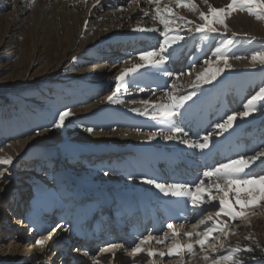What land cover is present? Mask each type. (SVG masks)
I'll return each instance as SVG.
<instances>
[{"label":"rangeland","instance_id":"1","mask_svg":"<svg viewBox=\"0 0 264 264\" xmlns=\"http://www.w3.org/2000/svg\"><path fill=\"white\" fill-rule=\"evenodd\" d=\"M168 1L170 0H161V6L162 3H166L165 5H167ZM195 3H199L197 4L199 6L198 11L199 9H203L204 5H207L204 3V0H195ZM37 5L38 4H35V2H33L25 10V2L21 1L19 3L13 0H0V151L3 149H9L8 147H10L11 144L19 142L20 140L36 137L37 132L50 133V135L48 136H51L44 143L37 142L34 144L33 142L35 138L30 140L28 143H26L22 152L19 153L18 158H12L11 164H0V174H2L0 175V189L2 188L0 190V264H26L25 261L27 260V257H24V260L22 259L11 261L12 259L9 258L10 255H6V248L9 247V244H11L10 247L15 246L17 248H22L24 246L23 244L30 243L32 241L28 240V237L25 234L27 232V226L29 224L27 220L29 216L35 217L37 219H43L46 213H54L52 210L55 209L54 205L58 203L61 204L60 209H62L63 212L69 211L72 214L76 206L81 208L85 205H88L89 203H93L95 201V197L93 195L95 193H98V191H100L102 195V193L104 192V188L102 189L100 188V186H98V182L104 180L101 179V177L105 176L109 180H115V178H119L118 176L115 177V175H119V173H117L118 170H122L123 168L129 170V168H132L133 164H135V166H138L137 159L133 158L128 159L126 161V166H123L122 169L121 165L114 164L117 165L119 168H117L116 170H114V172L111 173L106 172L110 168L114 167L112 157H114L113 155L115 152H110L107 161L105 162V157L107 156V153L105 151L104 145H102V147H99L96 145L94 146V144H86L80 141L76 136L78 132L80 133L81 131H87L88 129L83 127V125L80 126L76 125L75 123L79 118H86L85 115L82 116L80 114V111L82 110L83 106L66 103L62 105V107H60L61 109L57 111V114L55 113V115L53 116L51 115V111L46 108V101H53L55 99L53 95L70 99L73 97V95L71 94L72 91L77 92V90L79 89L78 91L80 92L82 91L83 87L81 88L75 85L76 83L73 82L74 78L64 76V72L66 69L65 67L73 66V64L76 63V61L78 60L77 55L74 57L75 59H70V55L69 57L64 59L60 69L56 70L54 66L47 68L48 63L52 62L55 58L54 56L57 53H60V51L56 50V47L58 45V41H56V38H53L49 42L44 37L43 31L39 29L38 26L35 27L34 19H31L29 17V15H31V12L34 10V8L37 7ZM114 7L115 5L108 11L106 10V8H103L100 14L104 13L105 11L113 12L115 10ZM22 8L23 10L28 11L27 15V12L23 13ZM181 11L185 12V14L188 15L189 13L191 14L192 12H197L189 11L186 8H179L180 13H182ZM238 12L250 18L252 21H254V23H257L261 31L258 32L256 35H246L240 38L237 36H231L232 32L234 31L232 28H230L229 23H226L228 21L226 20L225 23L227 24V28L225 29L221 25H216V27L218 28V34L214 33V37L211 39V41L216 42L217 40V45L223 48H226L224 47V45L227 43V41H231V43L228 44L226 48L228 49V51H230V53L228 51L226 53L228 55H231L229 61L237 60L234 58L236 56L244 57L239 60L251 61V55L253 52L264 51V20H258L255 16L249 15L247 12L244 11ZM154 21L155 20H153L152 22H158ZM152 22L149 24V26H145V28H152ZM177 23L181 25L178 29H182L183 25L181 24V22L177 21ZM186 26H190L189 29H191V32L187 33L185 36L181 35L183 36V39L179 41V45L175 44V47H172L173 49H176L177 47H182L179 50V54L182 52L186 53L188 51V48L198 47V45L208 40L207 37L209 33L196 32L194 29L195 25L191 26L187 24ZM178 29H176L175 33L172 34H177ZM159 30L160 31H157L159 34L157 36H159L160 43L162 39L160 34L161 32H163V29ZM140 32H145L148 35L152 33L151 31ZM40 35L42 36L41 40H39ZM193 36H198V38L197 40L191 42V38ZM151 37V35L147 37V40L149 42H151ZM189 43L190 45L186 46ZM140 44L141 42L138 40L125 42V44L122 47H118L115 52H117L119 58H127L131 54H133L136 48H140ZM62 48L63 47L61 46L60 49ZM210 58L211 57H207L203 59V61L199 65L187 68L186 70L190 74L187 75L188 77H186V80H194L196 76H194L193 74H197V72L199 73L203 71L201 70L203 63L205 62V60H210ZM101 61L102 60H98L95 62L91 61V64H89V66H98L101 63H106L105 61ZM115 61L116 60L108 62V66H114L112 62ZM76 65L84 66L87 64L79 63ZM167 67L169 66H165V69ZM237 68L238 67H233L231 73L227 77H225L226 75L224 77L220 76L215 80L216 82H213V86L219 87V90H217L216 92H208L206 94L202 93V96L205 98V100L199 97L203 101H211L215 98V100L218 99L217 101L220 100L219 102L225 104V112L223 117L221 118L222 121L220 123H222L228 115L243 112L242 108L236 107L235 105L240 103L243 99L249 101L251 97L258 92L259 87L264 86V65L257 62L255 64L252 63V66H250L248 69ZM152 70L147 67L146 71H144V76H139L137 73L131 74L134 75V77L139 78V80L141 81V86H137V84L134 83L135 80L133 78H129L130 75L126 77V82H130L131 86H135L134 89H130L131 87H128L127 89L130 92H136L135 99L139 101L144 100L147 103H158L163 97L168 98L169 94H174L177 96H183L188 94V92H186V89L182 87V85L186 83L184 80H182L181 83L178 81L177 83L174 82V80L176 81L177 77L180 76V73L172 74L173 83L171 81L170 85L167 88L158 89L156 87V85H158V82H156L155 85L151 84V86L147 88L146 85L148 79L153 78L150 76L154 74ZM186 70L183 73H185ZM163 74L164 73H162V75ZM16 75L19 76V79ZM173 85H175V87H173ZM111 88L112 86L103 88L101 92H99L93 97H89L88 99L94 100L97 98L98 100L101 98H105L110 94L114 95L116 92V85L114 86L113 91ZM140 90L145 91L139 92ZM215 93L221 95L216 98ZM114 98L117 99L115 95ZM135 99H132L131 97L127 99L126 103L134 101ZM229 101H231L232 105L231 103H228ZM207 106H209V104ZM120 107L121 106H119V108ZM184 107L186 108L185 112L187 111L183 115L184 120L186 122V118L190 117V115L197 116L199 114L198 109L203 106L199 105V107H188L187 105ZM189 108H193L192 110L196 114H194L192 111H188ZM66 109L71 110V117L66 119L65 125L63 127H53V122L57 119L58 113ZM105 109L106 107L96 112L97 114L92 119H90L89 122L94 124L102 122L101 114L106 111ZM256 109L257 110L254 111L255 115L253 116L252 121L260 123L259 127L261 128H258L259 130L257 133L253 132L252 135L246 134L250 136V138L243 137L237 141L238 144H241V142L239 141H241L242 139H247L248 150L250 152H246V154H244V150L243 157L245 158H249L255 155L256 152L264 151V101H257ZM88 118L89 117H87L86 119ZM130 118L131 119L129 120V122H131L132 119L137 121L141 117L134 116ZM146 120L149 121L150 124L153 125V127H162L161 125H159L162 124V122H159L161 118ZM163 120L167 121L168 119ZM120 121H124L123 117H118L116 119V128L100 129L96 125L92 128H94V132H110L115 130H128L147 134L153 132L149 131L148 129H135L130 126H124L128 123V121L124 122V125H118ZM176 121H178V123H181L176 118V116H174V118L169 120V124H175ZM181 125L185 128H188V124L186 123H181ZM214 125L215 124L213 122L210 127H213ZM216 125L212 130L213 134L219 132V129H217ZM176 126L180 127L179 125ZM157 131L158 130H155L154 132ZM232 131L227 135H230ZM205 135L208 134H203L197 137L194 142L202 143V137ZM227 135L218 136L216 138H210L209 146L213 145L216 141L226 137ZM177 137L179 139V143L177 148L174 147V151L179 152L181 150H184L183 145L180 143L181 139L187 138L180 136V134ZM256 138L259 139V142L257 143L258 146L253 149L254 152H251L250 145ZM55 139L57 140L55 141ZM244 144H242V147H245ZM165 148L171 150V147ZM118 150L119 152L117 154H119L120 152L122 153L124 151L123 147ZM96 151H98L97 154ZM138 152L139 151H137L136 153ZM103 155L105 156L103 157ZM41 157V163L37 162L40 166L38 168H34L35 162ZM0 158L6 157L1 156ZM25 161L26 164L29 165V167H20L19 164H21V162L25 163ZM116 161L119 162L120 160L116 159ZM187 163L189 164L190 161L187 160ZM259 166L260 171L257 174H264V163H260L259 161H257V163L255 164V168H259ZM105 167L108 168L104 169ZM189 171L191 170H188L187 173L183 174L182 177H185L187 179L191 177L192 174H189ZM57 172L59 174H56ZM83 177L89 179H84ZM81 179L83 180V183L85 182L86 184H80V182L82 181ZM120 179L123 178H119L116 180L120 181ZM26 182H28V186ZM103 183L101 182V184ZM162 183L166 184L165 182ZM136 184H140V182ZM236 187L239 188L240 186L237 185ZM109 191L111 190L107 191L108 193H110L108 194L109 198H111V196L120 194L119 192L115 193ZM147 191L157 196V193L151 191L150 189ZM103 197L107 198L106 196ZM103 204L104 201L102 200V198L96 199V206L101 207V205ZM257 207L259 208V210L250 212L255 213L254 215L249 216L247 219H243L242 222L233 223L231 228L225 230L231 233L227 236V238H225L221 233H216L212 236V238H210L209 243H215L214 246L211 247L210 250L206 246L208 245L206 243L205 247H207L206 249L209 250L208 252L211 253V259H215L217 256L220 255H232L233 259L237 261L238 264H264V203L259 204ZM107 208L108 207H106V209ZM197 215L198 214H196L193 218V222H195V220L197 219ZM60 218L63 219L62 214ZM150 218H152V215ZM94 221L96 224V217ZM54 227L46 229V232H44L43 234H47V231L49 232V230ZM52 232L53 231L51 230L49 233ZM64 234L65 237L61 240V234L56 240L53 239V242L55 241V246L59 241L64 242L65 240L63 239H67L66 232ZM246 237L250 238L246 239ZM215 238L218 239L214 241ZM169 244L170 242H167L166 246ZM55 246L53 247L54 249ZM249 247L253 249L252 252L245 251V249ZM74 249H78V247H76L75 245H71L67 248H57L55 251L51 248L49 252L45 251V254L52 255V258L57 259L55 260L56 264L61 261L59 259L61 257L60 252H63V254H66L67 256L70 253L75 252ZM45 250H47V248H45ZM27 253L32 254L33 251L25 252V254ZM77 255L78 254H74V256ZM188 259L189 258H186V261L182 264H191L192 261L188 262ZM200 261L201 260L198 261V264H210V261ZM196 263L197 262H195V264ZM224 264H232V261H225Z\"/></svg>","mask_w":264,"mask_h":264},{"label":"bare ground","instance_id":"2","mask_svg":"<svg viewBox=\"0 0 264 264\" xmlns=\"http://www.w3.org/2000/svg\"><path fill=\"white\" fill-rule=\"evenodd\" d=\"M4 1H8V0H4ZM13 1L19 2V3L21 1L25 2V6H24L25 10L33 2H35V4H38L37 7L34 8V10L32 9L33 11L31 12V15H29V17L31 19H34L35 27L38 26L39 29L43 31L44 37L49 42L53 38H56V41H58L56 50L57 51L59 50L60 53H57L54 56L55 57L53 59L54 62L53 61L49 62L47 65V68L54 66L56 70L60 69L64 59L69 57V55H70V59L74 58L76 55L78 57V60L76 61V63L73 64V66L65 67L66 69L64 72V76L74 78L73 82L76 83L75 85L81 88L83 87V89L80 92L78 91L79 89L77 90V92L72 91L71 94L73 95V97L70 99H67L66 97H61V96L57 97L53 95V97H55L53 101L47 100L46 108L51 111L52 116L55 115V113L57 114V111L61 109L60 107H62V105L66 103H70V104H77V105L83 106L82 110L80 111V114L82 116L85 115L86 118L87 117L89 118L88 119L79 118L75 123L76 125H80V126L83 125V127L85 128H90V127L92 128L95 125L100 129L116 128L117 124L115 121L118 117L139 116L141 118H139V120L137 121L132 119V121L127 123L126 125H124V121L122 122L120 121L118 125L121 124L124 126H130L135 129H140V128L148 129L149 131H153V132L155 130H158L159 132L160 129L167 131L169 126L166 128H162L159 126L153 127V125L150 124V122L146 120V119H153L150 114L149 115L140 114L144 112L145 109H147L148 112L151 113L154 110L151 106L157 103L155 102L145 103L144 100L139 101L135 99L136 92L134 91L130 92L129 90H127L128 87H131L130 89H134L135 87V86H131L130 82L127 83L125 81V84L123 87H121L120 91L114 94L117 97V99L123 101V103H110L107 100V97L110 96L111 94L105 98H101L98 100L97 98L94 100L88 99L89 97H93L99 92H101L103 88H106L109 86H112L111 89L113 91L114 86L116 85L115 77L119 75L123 69L131 67L132 65L136 63H141V61H139V54L141 52L152 50V49H156V50L159 49L164 39V37L161 34L160 36L162 39L160 43H159V36H157L159 35L157 31L152 32L150 34L152 37H151V42H149L147 40L148 39L147 37L150 35L144 32L146 34L145 35L144 33L136 30V29H145V26H149V24L153 21L152 16L154 15V12H155V7L153 5L148 4L147 0H134V1L133 0L132 1H129V0H122V1L121 0H110V1L109 0H99L98 4H97V0H13ZM61 1L65 3H62ZM229 2L230 0H208V4H211L212 6L218 7V8L226 6ZM165 4L166 3H162V7ZM114 5H115L114 7L115 10L113 12L105 11L104 13L100 14L103 8H106V10L108 11ZM167 5L172 6L177 15L183 16L187 20L193 21L194 22L193 24H188L191 26L195 24H200L203 22L199 19V11L207 12L208 10V5H204L203 9H199V11L192 12L191 14L189 13L188 15V14H185V12L183 11H181L182 13H180L179 8H176L174 5H172L170 1H168ZM25 10H23V13L27 12L26 13L27 15L28 11H25ZM146 12L148 13V15H145ZM226 20H228L226 23L227 24L229 23L230 28H232L234 31L232 32L231 36H235V37L237 36L240 38L246 35L247 36L256 35L258 32L261 31L257 23H254V21L242 15L238 11L234 12L230 17H227L225 21ZM180 22L183 26H182V29L177 30L178 32L177 34L181 36V35L190 33L191 32V30H189L190 26L187 27L185 24H183L182 21ZM152 28L163 29V25L159 24V22H156V23H153ZM213 37H214V33L209 34L207 37L208 39L207 41H204L202 44L198 45V47L188 48V51L186 53L182 52L179 54V50L182 47L181 48L177 47L174 50L168 49L165 54L169 55V59L167 60L165 64L161 65L159 68L149 67L150 70L153 69L152 72H154V74L150 75L153 78L148 79L146 87L149 88L151 84L155 85V83L158 82V85H156L158 89L167 88L170 85L173 76L167 75L166 73H171V74L180 73L181 74V72L183 73L187 68L199 65L203 61V59L207 57H211L210 60L215 61L216 57L214 53L216 52L217 48H221L226 53L228 51V49H226L227 47L226 48L219 47L217 45L218 43H216L217 40L216 42L211 41ZM197 38L198 36H193L191 38V42H193L194 40H197ZM41 39H42V36L40 35L39 40ZM132 40L140 41L141 42L140 48L138 49L136 48L133 54H131L127 58H123V57L119 58L118 57L119 55L117 54V52H115L116 49L118 47H122L125 44V42H129ZM179 41H177L175 44L179 45ZM175 44H173L172 47ZM188 45H190V43L187 44L186 46ZM61 46L64 49L63 48L60 49ZM172 47L171 49H173ZM175 51L177 54L175 53ZM228 52L230 53V51ZM228 56L231 57V55H228ZM98 60H102L101 62L105 61L106 63L105 64L101 63L98 66L97 65L89 66V64H91V61L95 62ZM112 60H116L115 62H112L114 66H108L107 63ZM79 63H85L87 65H84V66L76 65ZM229 63L232 65V68L226 69L224 71L225 74L223 73V75H220V76L224 77L226 75L225 77H227L231 73V70L233 69V67H238L241 69L243 68L248 69L250 66H252L251 61H244V60H231L229 61ZM167 65L169 67L165 69V66ZM207 66L208 65H206L204 62L201 67L202 68L201 70H204ZM146 68L147 67L142 68L136 73L139 76H144L145 74L144 71H146ZM162 73L164 74L162 75ZM188 74L189 72H187L186 70V72L183 73V75L178 76L176 81L174 80V82L177 83L178 81L181 83V81L184 80L186 83H184L182 87L186 89V92L190 93L193 91L191 84L195 79L186 80V77H188L187 76ZM193 75L196 76V73H194ZM17 77L19 79V76ZM129 78H133L135 80L134 83L137 84V86L139 85L141 86V81L139 80L138 77H134V75H130ZM213 82H216V81H213ZM213 82L208 83V84H202L198 89H196V95L192 98V100L187 101L188 107H199V105L203 106L198 109L199 114L197 116L196 115L191 116L189 114L190 117L186 118L185 123L188 124V128L183 127L181 123H178V121L175 122V125H179L181 128L184 129V133H186V135L184 133H181L180 136L186 137L187 140L191 142H194L195 139H197V137L203 134H211L210 138H216L222 135L225 136L233 130L230 135H227L226 137L216 141L213 145L208 146V148H206L205 150H201L198 148H192L184 143H181L184 147V150L177 152V151H174V147L176 148L178 147V143H179L178 137L171 141H166L160 136H157L155 139L149 140L148 139L149 134L147 133H138V132L128 131V130H115V131H110V132H94L93 131L91 133H89L88 131H81L80 133L78 132L76 136L78 137L80 141L86 144H91V145L94 144V146L96 145L99 147H102V145H104L105 151L107 153L106 154L107 156L105 157L106 158L105 162L107 161V158L110 152L111 153L116 152L118 149H121V147H123L124 150H129L133 154H135L137 151H147L148 154H151L153 152H160L161 154H157L155 158V161L157 162H160L163 159H167L170 163H178V164L184 165V164H188L187 163V160H188L190 161L189 163L190 165H195L197 163L198 158H205V157L212 158V153L214 151H217V153L220 152L221 150L231 151V150H234L235 147L233 146L235 145L237 147L235 159L240 158L241 150L239 147L241 146L240 144L237 143V141L243 137L250 138V136L248 135H252L253 132L257 133L259 130L258 128H261L259 127L260 123L252 121L253 116L255 115L254 112H252L250 116L244 119L238 118L237 121L234 122L233 128L229 129L227 132H223L219 135H217L218 132L213 134L212 130L214 126L217 123H220L222 121L221 118L223 117L224 112H225L224 111L225 104L222 102H219L220 100L217 101L218 99L215 100V98L212 99L211 101L210 100L203 101L199 98L200 95H203L202 93L206 94L208 92H216L217 90H219V87L213 86ZM142 91H145V90H140L139 92H142ZM215 95H216L215 97L218 98V96L221 94L215 93ZM131 97L132 99H135V100L129 103H126L127 99ZM195 98H198V99H195ZM226 98H229V97H226ZM167 100H168L167 97L166 98L163 97L158 103H164V102H167ZM228 103H231V101H229ZM247 103L248 101L243 99L240 103H238L235 106L242 108V110L245 111L246 110L245 105ZM208 104L209 106H207ZM119 106L121 107L119 108ZM104 107H106L105 109L106 111H104L101 114L102 122L98 124L89 122V120L92 119L97 114L96 112H98L101 109H104ZM213 122L215 125L213 127H210V125ZM48 135H50V133H45V132L39 133V135H37L36 137L20 140L19 142L11 144V146L8 147L9 149H3L0 151V157L3 156L6 158L11 157L13 159H16V157L18 158L19 153L22 152L26 143H28L30 140L34 138H35L33 142L34 144L37 142L44 143L48 140L49 137H51ZM56 140L57 139H55V141ZM182 140L184 139H181V141ZM258 142H259L258 138L253 140L252 144L250 145L251 152H254L253 149L256 146H258L257 144ZM165 147H171V150ZM222 155L226 156V159H229L228 158L229 155H225V153ZM124 158H126V155L121 154L119 155V159L117 160L121 161ZM40 159H42V157L39 158V160L35 162L34 168H38L40 166L39 165V163H41ZM228 161L229 160H227V162ZM19 165L20 167H27V168L29 167V165L26 164V161L25 163L21 162V164ZM197 165H200V163H197ZM253 166H254L253 171L255 173H258L260 171V166L259 168H255V165ZM214 167H215L214 164L211 163L209 166V169H212ZM117 168L119 167L117 165H114L113 168H110L106 172L108 173L114 172V170H116ZM190 170L191 171H189L188 173L192 174L191 179L188 181L187 178L182 177L183 174H180L178 182L180 184H187V185L193 186V191L195 190L194 185L199 183L200 180L204 181L205 186H207L210 183L217 182L215 180L216 179L215 177L211 179L204 177L203 176L204 171L199 172L196 168H190ZM83 178L89 179L86 177H83ZM101 179H104V180L99 181L98 186H100V188L102 189L104 188V192L102 193V195L100 191H98V193H95L93 195L95 199H101V198L102 200L107 199V198L109 199V195L107 192L108 190H111L112 192H115V193L117 192L122 193V192H128V191L135 192V193L145 192L149 194L147 196H149L150 198H158V200L162 199V200L170 201L171 205L176 204L174 209L176 213L178 214L177 216L178 219L173 221V219L175 218L173 219L168 218L166 221L162 220L161 223L163 222L172 223L177 229H181V226H182L183 231H191L192 224L197 223L198 220H200V219H196V221L193 222V218L195 217L197 212L192 211L195 209L194 207H192L191 210L187 208L186 205L191 203L189 198L187 197H173L171 195H165L164 193H161L159 189H157L154 185H147L141 182L140 184H136V183L129 184V187H127V186H123L122 182L111 180V179L109 180L105 176L101 177ZM101 182L102 183L104 182V183L101 184ZM161 182H165L166 185H168L166 182V179L164 181L162 180ZM27 183L28 182H26V184ZM80 184H86V183L85 182L83 183V180H82ZM145 189L147 190L150 189L151 191L157 193V196ZM213 194L214 195L216 194L215 189H213ZM229 195L231 196V193ZM103 196H106L107 198H104ZM197 199H200V197H197ZM205 199H207V197H205ZM261 203H264V201L263 202L258 201L256 204H254L252 207H250L249 209L245 211L249 213L253 211H257L259 210L257 206ZM213 205H215V207ZM106 207L109 208V204H106ZM236 207H237V210H239V206H236ZM204 209L208 210V213L211 212L213 216H215V211L218 210V201H213L211 204L203 203L202 206L199 207V210H204ZM108 211L110 213L109 209ZM52 215L49 216V221H51ZM60 216H61V211L55 214V216L53 217V220L58 221ZM88 218L89 217L85 218L86 220L85 222H87ZM158 219H159V216H156V215L153 218H149L147 221L148 222L152 221L153 223H151V225L148 228H152L151 230L150 229L149 230L151 231L152 234H154L153 237L157 239H163V233L169 230L167 229V225L159 226L160 223L157 222ZM29 221H32V218H29ZM96 221H97L96 226L99 229H101L102 226L100 223H98L100 220L97 218V216H96ZM224 221H227V224L225 226V230H227L228 228H231L233 223L242 222L243 218L239 219L238 221H231L228 217L222 216L218 220V222L221 223L222 225ZM62 222L63 221H58L55 224L59 225V224H62ZM118 222H120L121 225H124V223H122V220L118 219ZM118 222L116 225H118ZM138 222L140 223V226H143V225L145 226V218L143 216L142 218L139 219ZM131 223H132V219H131V222L129 224V229H128L130 230V235H129L130 238H128L130 240L128 241V244L123 242V239L121 240L123 236H120L118 240H114L112 242L110 241V239L105 238L106 239L105 242L99 243L100 238L98 236V239H99L98 241L91 239L93 240L92 249L81 248V242L76 241L77 239H73L71 241L66 239V242L59 241V243H57V245L55 246V243H54L55 241L53 242V239L56 240L60 236V234H61L60 240L65 237L64 231L61 229V225H60L59 227L60 229L58 228L59 230L57 229V231L55 232L56 236L50 241L47 239V242L43 247L39 245L38 248H35V242L37 240L43 239V236H42L43 234H37L35 237H33V235H30L28 237V240H32V241L30 243L23 244L24 246L22 248L21 247L17 248L15 246L10 247L11 244H9V247L6 248V255L7 254L10 255L9 258L12 259L11 261L22 260V259L24 260V257H27V260L25 261L26 264H55L56 262L55 260L57 259L52 258V255L45 254V251L49 252L51 248L55 251L57 247L67 248V245L69 246L75 245L76 247L80 248L81 252H78L77 256H74L73 253H70V254L68 253L69 255L63 257V259H61V261L56 264H93V257H96V259L100 260L101 264H133V261H135V264H159V263L176 264V262L177 264H182L183 262L186 261V258L190 259V260L188 259V262L192 261L191 264H195V262H197L196 264H198L199 260H201L200 262L204 261V259L202 258L203 253L200 252L198 245L195 246L194 248V253H195L194 255H190L186 252V250H182L179 255L174 254L172 257H169L167 255H165L164 257H160L158 255H154L152 257L146 256L147 252L145 253V251H147L148 249H152L154 252L167 253L168 249L173 247V244L176 242L173 240H168L164 244H157L155 242L146 244L144 245L145 251L138 253L137 256L134 258L130 257L128 255V252H130L132 247H134L136 243H139L140 239L143 238L145 235V232L143 234L134 233L133 228H134L135 222L133 224ZM111 224L113 225V221ZM207 226L209 227L212 226L211 222H209ZM29 227L31 228L33 227L38 232L37 229L39 228V225L36 224L34 226H29ZM55 227L52 228L51 230L52 231L54 229L56 230L57 227L56 228ZM204 227L205 226L202 225L200 226V229L198 230L202 231ZM104 231L105 230H102V232ZM216 233L218 234L219 232H216ZM216 233H213V235ZM91 234H93V232H91ZM76 236H77L76 238H79L82 235L76 234ZM93 237H97V236L94 235ZM199 238L200 237H196L194 239H199ZM177 239L179 240L181 244L191 242L189 238L184 237L183 235H180L179 237H177ZM217 239L218 238H215L214 241ZM167 242H170V244L166 246ZM209 242L210 241L207 242L208 245L206 244L205 245L210 249L211 247L214 246L215 243L210 244ZM109 243L111 244L120 243L119 245H122V247L117 249L115 251V254L101 253V251L97 252L98 248L100 247L105 248L109 246L108 245ZM46 245L48 246L46 247ZM95 245H98V247L95 248ZM54 246H55V249L53 248ZM45 248H47V250H45ZM28 251H33V253L25 254V252H28ZM122 253H126V254H122ZM60 254L63 255V252H60Z\"/></svg>","mask_w":264,"mask_h":264},{"label":"snow or ice","instance_id":"3","mask_svg":"<svg viewBox=\"0 0 264 264\" xmlns=\"http://www.w3.org/2000/svg\"><path fill=\"white\" fill-rule=\"evenodd\" d=\"M98 3L99 0H97V4ZM147 3L155 6V12L152 19L163 25V32H161V35L164 37L163 42L158 50L152 49L141 52L139 54V61H141V63H136L131 67L123 69L120 74L115 77L117 92L124 86L126 77L129 75L134 74L145 67L159 68L167 62L169 59V55L165 54L167 50L177 41L183 39V37L178 34H172L175 33L176 29L181 26L177 23V21H182L185 25L194 23L193 21L187 20L183 16L177 15L172 6L164 5L162 7L161 0H147ZM170 3L176 8H186L189 11H198L199 8V6L195 3V0H170ZM204 3L208 5V10L207 12L199 11V19L203 21V23L195 24L196 32L209 34L217 33L218 28L215 25H221L226 29L227 24L225 23V19L230 17L236 11H244L249 15L255 16L258 20H264V0H230L226 6L219 8L208 4V0H204ZM145 15H148V13L146 12ZM136 30L151 32L159 31L157 28ZM230 43L231 41H227L224 47H227ZM214 55L216 57L215 61L205 60V64L208 66L203 71L196 74L195 80L191 84L193 88L192 92L183 96L169 94L167 102L153 104L151 107L154 110L151 113L145 109V111L140 114H150L153 119H170L174 116L180 115V110L185 106L187 101L192 100V98L196 95V89H198L202 84H208L215 81L221 74L224 73L226 69L232 68V65L229 63L230 57L221 48H217ZM234 58L239 60L244 57L236 56ZM251 61L253 64L259 62L264 65V51L253 52L251 55ZM166 74L172 75L171 73ZM180 75L183 74L181 73ZM173 87H175V85H173ZM107 100L110 103H123V101L115 99L114 95L108 96ZM257 101H264V86L259 87L258 92L251 97L245 105V111L228 115L222 123H218L216 125L217 129H219L217 135L227 132L229 129L233 128L234 122L237 121L238 118L244 119L250 116L252 112L256 111ZM71 115L72 112L70 109L60 111L57 119L53 122V127H63L66 119L71 117ZM87 131L91 133L94 129L90 127ZM181 133H184L183 128L176 126L174 123H170L167 131L160 129L158 133L152 132L148 135V139H155L157 135H159L164 140L171 141L176 139ZM184 134L186 135V133ZM37 135H39V132H37ZM210 136L211 134L205 135L202 143L191 142L187 139L182 140L181 143H184L192 148L203 150L208 148ZM257 161L264 163V151L256 152L255 155L249 158L241 156L240 158L229 160L226 163H221L212 169L204 171V177L209 179L215 177L217 182L210 183L205 186L204 181L200 180L199 183L194 185V191L193 186L191 185L180 183L166 185L163 183H157L153 179H146L144 181L145 183L154 185L165 195L189 198L191 205L194 208L201 207L203 203L211 204L213 201H218V210L215 211V216L209 212L207 215H204L202 219L198 220L197 223L192 224L191 231H183L182 226L181 229H177L172 223H168L167 229L169 231L163 233V239H157L151 235L141 238L139 243H136L135 246L132 247L131 251L128 252V255L134 258L138 253L144 251V245L146 244L152 242L164 244L168 240H173L176 242L173 244V247L168 249L167 253L154 252L152 249H148L147 256L152 257L154 255H158L160 257H164L167 255L172 257L174 254L179 255L182 250H186L188 254L194 255V248L198 245L200 252L203 253L202 258L205 261H210V264H224L225 261H232V264H238V262L233 259L232 255H220L215 259H211V253L207 251L205 244L210 240V238H212L213 233L219 232L225 238L231 234L225 231L227 221H224L222 225L218 222L219 218L226 216L231 221H237L242 218L247 219L255 213L246 212L245 209L252 207L258 201H264V174H257L253 171V165H255ZM11 163V157L0 158V164L9 165ZM237 185L240 187L237 188ZM213 189H215V195L213 194ZM230 193L231 196L229 195ZM197 197H200V199H197ZM205 197H207V199H205ZM213 206L215 207V205ZM236 206H239V210H237ZM209 222L212 224L210 227L207 226ZM202 225L205 226L203 230H198ZM180 235L189 238L191 242L181 244L177 239ZM196 237L200 238L194 239ZM249 238L250 237H246V239ZM36 243L43 247L46 240L40 239L37 240ZM121 247L122 245L119 244H110L100 251L101 253L115 254V251ZM245 251L252 252L253 249L249 247L246 248ZM93 264H101V262L96 259V257H93ZM133 264H135V261H133Z\"/></svg>","mask_w":264,"mask_h":264}]
</instances>
